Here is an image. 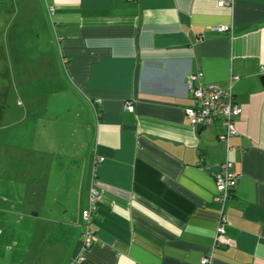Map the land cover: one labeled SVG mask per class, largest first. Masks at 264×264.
Listing matches in <instances>:
<instances>
[{"label":"crops","instance_id":"crops-1","mask_svg":"<svg viewBox=\"0 0 264 264\" xmlns=\"http://www.w3.org/2000/svg\"><path fill=\"white\" fill-rule=\"evenodd\" d=\"M36 5L51 48L35 54L53 70L47 78L60 89L51 95L64 112L49 117L59 127L55 143L86 153L63 161L64 192L31 214L33 253L0 264H72L91 188L96 241L80 264H200L213 245L214 174L226 159L238 175L223 210L232 245L216 249L212 264H264V0ZM218 26L230 31L212 30ZM197 72L222 88L238 78L242 113L228 153L220 121L193 128L186 117V78Z\"/></svg>","mask_w":264,"mask_h":264},{"label":"rangeland","instance_id":"rangeland-1","mask_svg":"<svg viewBox=\"0 0 264 264\" xmlns=\"http://www.w3.org/2000/svg\"><path fill=\"white\" fill-rule=\"evenodd\" d=\"M37 0H0V259L24 261L32 246L31 214L48 198L64 192L63 161L84 151L65 152L56 142L59 129L51 115L58 108L49 80L35 48L50 51L41 20L35 16ZM39 53V52H38ZM49 80V81H48ZM44 92H50L44 97ZM46 112L50 105L56 106ZM50 110V109H49ZM57 122V121H56ZM67 123L62 118L60 128ZM69 123V122H68ZM63 125V126H62ZM67 128L69 124H66ZM40 219H37V221Z\"/></svg>","mask_w":264,"mask_h":264},{"label":"built area","instance_id":"built-area-1","mask_svg":"<svg viewBox=\"0 0 264 264\" xmlns=\"http://www.w3.org/2000/svg\"><path fill=\"white\" fill-rule=\"evenodd\" d=\"M48 11L52 15L54 9L49 8ZM212 30L227 32L230 31V28L218 26L212 28ZM237 80L238 78L236 76H230L226 87L222 88L217 84L205 82L200 72L189 74L186 78V84L193 101L192 107L186 110V117L190 125L193 128H203L211 126L216 121H220L225 129L220 139L225 145L226 153L232 150L231 139L238 134L235 127V120L242 113V108L234 103L233 86ZM125 109L130 111L132 107L128 103ZM103 161V158L96 159L95 166ZM214 181L215 194L213 196V202L220 206V212L213 236L212 248L201 258L200 264H212L213 252L216 249L226 248L232 245V242L225 235L227 221L223 210L226 202L231 198L236 189L238 175L234 171L233 164L228 159L225 160L214 174ZM98 200L97 190L91 188L88 208L82 212L84 227L81 236V252L73 258L72 264H80L83 261L82 253L90 249L96 241V234L92 229L91 220L92 216L98 211Z\"/></svg>","mask_w":264,"mask_h":264}]
</instances>
